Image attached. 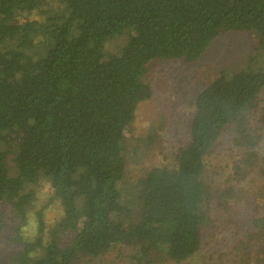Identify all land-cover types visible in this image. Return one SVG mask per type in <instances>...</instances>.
<instances>
[{
    "label": "trees",
    "instance_id": "obj_1",
    "mask_svg": "<svg viewBox=\"0 0 264 264\" xmlns=\"http://www.w3.org/2000/svg\"><path fill=\"white\" fill-rule=\"evenodd\" d=\"M60 3L0 0V258L91 264L128 248L132 264H181L208 237L231 242L234 264H264V0ZM223 32L256 33L259 65L200 91L187 143L135 177L136 113L155 93L147 67L195 63ZM225 144L236 155L217 185L210 157ZM41 189L60 204L55 224Z\"/></svg>",
    "mask_w": 264,
    "mask_h": 264
},
{
    "label": "rangeland",
    "instance_id": "obj_2",
    "mask_svg": "<svg viewBox=\"0 0 264 264\" xmlns=\"http://www.w3.org/2000/svg\"><path fill=\"white\" fill-rule=\"evenodd\" d=\"M61 6L60 0H49L48 7L56 9ZM42 20L41 17H37ZM122 42L123 39H120ZM256 33L223 32L212 42L205 55L197 62L186 64L179 60H157L147 67L146 78L143 80L154 89V96L149 102L142 103L136 113V123L132 136L139 150L141 162L131 163L132 173L140 177L149 170L165 162V157L171 154L189 140L191 118L193 114V100L196 95L209 85L217 76L226 71H244L257 59L259 65L263 55L258 48ZM255 57V58H254ZM252 59V60H251ZM165 118L166 120H163ZM164 130V141L156 143L152 149L145 146L153 134V129ZM232 132L225 135L230 140ZM236 154L225 144L213 154L210 159L212 166L207 176L210 182L223 185L229 178L228 164ZM40 206L46 207L47 222H55L63 215L59 203H49L51 194L48 189H41ZM37 232V224L32 218L26 230V235L32 237ZM46 239L45 241H47ZM231 242L222 239L211 242L206 237L201 251L193 258L181 264H234L231 252ZM4 257V256H3ZM250 257V256H249ZM6 258H0V264H5ZM7 260V259H6ZM247 259L243 264H247ZM91 264H132L128 248H117L104 256L97 258ZM177 264V263H173Z\"/></svg>",
    "mask_w": 264,
    "mask_h": 264
}]
</instances>
